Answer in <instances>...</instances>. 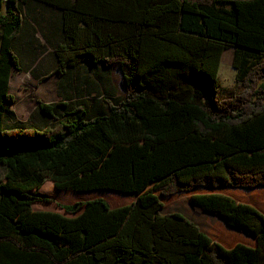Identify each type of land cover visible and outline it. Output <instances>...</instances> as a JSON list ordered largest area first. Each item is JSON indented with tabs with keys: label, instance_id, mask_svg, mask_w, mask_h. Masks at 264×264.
<instances>
[{
	"label": "trees",
	"instance_id": "1",
	"mask_svg": "<svg viewBox=\"0 0 264 264\" xmlns=\"http://www.w3.org/2000/svg\"><path fill=\"white\" fill-rule=\"evenodd\" d=\"M29 1L61 14L55 71L117 64L124 97L100 99L104 110L39 101L42 126L16 119L13 45ZM228 47L237 74L221 96ZM0 167V264H264V0H0ZM46 181L136 199L34 210L54 201L34 192ZM187 194L219 217L209 232L162 212Z\"/></svg>",
	"mask_w": 264,
	"mask_h": 264
},
{
	"label": "crops",
	"instance_id": "2",
	"mask_svg": "<svg viewBox=\"0 0 264 264\" xmlns=\"http://www.w3.org/2000/svg\"><path fill=\"white\" fill-rule=\"evenodd\" d=\"M22 7L24 12L23 23L13 45L18 67L13 69L10 87L14 74H28L31 83L36 87L38 82L45 79L51 72L53 77L57 79L55 94L60 99L59 101H66L69 104L73 103V106H83V103L88 106L92 104L93 107L99 108L101 106V110H104L106 109V104L100 99L104 97L120 98V94L113 83L114 73H118L122 78V73L117 64H113L108 68L95 69L83 65L69 70L65 76L57 73L55 71L56 58L54 48L62 39L60 12L49 5L36 1H29ZM48 52H51V61L54 63V69H49L50 71L43 66V60ZM51 79L52 77L46 81L43 80V83L39 85L42 86L44 83L51 81ZM122 87L125 95L123 79ZM39 88L38 86L37 91ZM39 101L44 102L42 99L37 100V104ZM51 102H58V100H51L47 103ZM11 108L15 112L16 119H18L16 109L12 106ZM97 108H95V111L98 110ZM135 199L136 195H134ZM59 212L63 213L60 210ZM63 214L73 216V214H66L65 212ZM214 221H219V217Z\"/></svg>",
	"mask_w": 264,
	"mask_h": 264
},
{
	"label": "rangeland",
	"instance_id": "3",
	"mask_svg": "<svg viewBox=\"0 0 264 264\" xmlns=\"http://www.w3.org/2000/svg\"><path fill=\"white\" fill-rule=\"evenodd\" d=\"M233 52L234 48L228 47L224 50L221 57L218 73L219 81L222 86L221 96L230 95L234 89L237 68L232 63ZM50 53L51 52H48L45 55V59L43 60V66H45L48 71H50L49 69H54V63L51 61L52 57ZM51 77V81L46 82L42 86H40V83H43V80L46 81ZM56 82L57 79L56 77H53L51 72H49L45 79L40 80L36 87L31 83L28 74L18 73L13 75L10 91L11 94H13L15 97V102L12 107L17 111L18 121L23 122L26 125H43L41 117L35 110L37 107V100L42 99L44 102H48L57 99L59 101L60 99L55 94ZM113 83L120 94V98L121 96L123 97L124 91L122 87V78L118 73H114ZM38 86L40 88L37 91ZM3 179L4 169L0 167V180ZM51 186H53L52 182L46 181L39 190L34 192H36V195L44 196L54 201L51 203H35L33 205L34 210H49L57 212H59L60 210L64 213V210L59 208L57 203L70 204L75 201L90 200L97 197L104 198L112 207L126 205L134 201V195L131 193H122L107 189L93 190L88 192H74L70 190H59L54 186L53 188H55V190H52ZM233 194L240 200L251 201L259 206H263V204H261L259 201L261 197L259 193H252L253 195H250L249 193H244L243 191L239 190L234 192ZM190 197L191 195L187 194L178 196L170 201H166L162 212L182 213L183 215L197 223L201 230L209 232L217 224L218 221L215 222L214 220L218 219V217L208 212L197 213L196 211H194L190 202ZM113 201L115 202V204L112 203Z\"/></svg>",
	"mask_w": 264,
	"mask_h": 264
}]
</instances>
